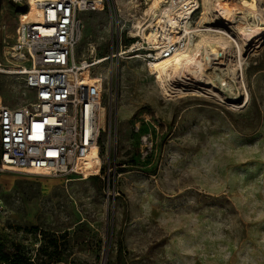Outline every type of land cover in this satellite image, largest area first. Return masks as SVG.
<instances>
[{"label":"rangeland","instance_id":"1","mask_svg":"<svg viewBox=\"0 0 264 264\" xmlns=\"http://www.w3.org/2000/svg\"><path fill=\"white\" fill-rule=\"evenodd\" d=\"M108 1L103 8L92 0L97 9L82 14L77 59L90 56L91 44L93 56L109 52ZM111 1L123 13L124 47L137 43L129 29L147 0ZM25 5L0 0L1 64L17 63L8 54ZM144 46L141 57L123 48L105 85L90 70L85 77L104 90L108 120L117 121L123 166L109 173L117 194L108 198V169L104 163L98 174L96 151L81 165L91 175L0 172V252L9 258L0 264H264V38L238 68L236 106L198 91H162ZM33 96L24 75L0 71L3 105Z\"/></svg>","mask_w":264,"mask_h":264},{"label":"built area","instance_id":"2","mask_svg":"<svg viewBox=\"0 0 264 264\" xmlns=\"http://www.w3.org/2000/svg\"><path fill=\"white\" fill-rule=\"evenodd\" d=\"M91 1H38L39 18L28 15L19 22L8 54L17 63H0V71L24 75L25 85L34 96L17 107L0 102V172L66 178L91 175L92 169L85 171L78 163L86 154L96 151L101 160L98 174L101 175L104 163L108 169L104 173L110 198L117 192L115 179L111 183L109 173L115 174L123 166L117 159V121L108 120L103 111L104 90L99 86L97 94H92L83 74L90 70L105 85L123 59V48L125 52L134 51L136 41L124 47L123 13L110 0L109 52L77 59L76 48L85 25L82 14L97 9ZM98 1L104 8L106 0ZM151 50L148 56L154 58L156 52ZM103 64L104 71H99ZM139 130L137 126L135 132ZM148 139L146 135L142 137L147 148L143 157L150 149Z\"/></svg>","mask_w":264,"mask_h":264},{"label":"bare ground","instance_id":"3","mask_svg":"<svg viewBox=\"0 0 264 264\" xmlns=\"http://www.w3.org/2000/svg\"><path fill=\"white\" fill-rule=\"evenodd\" d=\"M38 1L42 0H26L28 10L20 21L28 15L39 18ZM259 4L257 0H147L146 12L129 29L131 38L140 37L134 42L133 52H138L134 57L142 56L144 44L155 50L150 67L159 88L169 95L198 91L236 106L242 101L238 68L248 50L264 38V8ZM197 10L200 16L194 21ZM89 49L93 56L96 46L91 44ZM87 72L83 78L95 95L96 87L85 79ZM103 111L108 114L104 105Z\"/></svg>","mask_w":264,"mask_h":264},{"label":"trees","instance_id":"4","mask_svg":"<svg viewBox=\"0 0 264 264\" xmlns=\"http://www.w3.org/2000/svg\"><path fill=\"white\" fill-rule=\"evenodd\" d=\"M7 260H9L8 254L5 251L1 250V252H0V261H4L5 262Z\"/></svg>","mask_w":264,"mask_h":264},{"label":"clouds","instance_id":"5","mask_svg":"<svg viewBox=\"0 0 264 264\" xmlns=\"http://www.w3.org/2000/svg\"><path fill=\"white\" fill-rule=\"evenodd\" d=\"M262 214H264V213H262Z\"/></svg>","mask_w":264,"mask_h":264}]
</instances>
